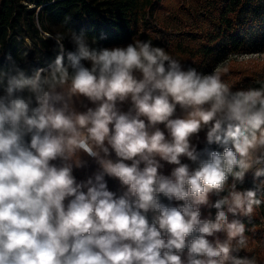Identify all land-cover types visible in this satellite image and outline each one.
I'll list each match as a JSON object with an SVG mask.
<instances>
[{"label": "clouds", "instance_id": "obj_1", "mask_svg": "<svg viewBox=\"0 0 264 264\" xmlns=\"http://www.w3.org/2000/svg\"><path fill=\"white\" fill-rule=\"evenodd\" d=\"M36 27L55 57L0 65V264H258L240 252L264 204V82Z\"/></svg>", "mask_w": 264, "mask_h": 264}, {"label": "trees", "instance_id": "obj_2", "mask_svg": "<svg viewBox=\"0 0 264 264\" xmlns=\"http://www.w3.org/2000/svg\"><path fill=\"white\" fill-rule=\"evenodd\" d=\"M260 2L178 0L175 5H166V10L170 11L166 28L177 34L165 43L144 28L164 5V0H25L24 3L0 0V65L7 67V57L11 55L18 64L31 71L55 57V41L41 38L36 27L38 20L44 31L53 35L64 33V43L69 50L74 48L70 42L71 32L83 33L90 44L95 38L93 46L99 47L126 45L133 39L151 40L154 46L164 48L185 68L194 67L205 74L215 72L233 90L260 87L264 74L260 66L255 65L257 60H253L254 63L252 60L238 63L237 60L250 50L248 12ZM26 4L34 7L29 8ZM26 38L31 45L26 43ZM25 52L28 53L26 58ZM203 140L204 133H201L200 147H203ZM165 171L167 174V169ZM257 186L260 182H254L253 174H250L240 187ZM258 195L264 199V193ZM202 211L207 215L209 210ZM212 212L214 214L215 210ZM242 220L246 234L259 232L264 237V204L251 218L242 217Z\"/></svg>", "mask_w": 264, "mask_h": 264}, {"label": "rangeland", "instance_id": "obj_3", "mask_svg": "<svg viewBox=\"0 0 264 264\" xmlns=\"http://www.w3.org/2000/svg\"><path fill=\"white\" fill-rule=\"evenodd\" d=\"M177 1L178 0H164V5L155 12L154 17L151 18L150 22L144 27L146 31L152 33L159 40L165 43H168L169 40L177 34V32L173 29L166 28V19L167 17H170V11L166 10V5H175ZM258 5L259 6L248 12L249 27L247 28V36L250 50L248 53L245 52L243 55H240L237 60L239 61L238 63H247V61L250 60L254 63L255 61L253 60H257L255 65H259L260 71L264 74V46L262 47L264 42V0H261ZM171 167L172 166H168L167 168L165 167L164 170L167 169L168 173ZM250 174H252V172H249L247 176ZM117 188H113V190H116ZM245 235L248 238V243L247 247L240 252V255H247L249 257L255 256L258 264H264V237L260 235L259 232L251 234L245 233Z\"/></svg>", "mask_w": 264, "mask_h": 264}, {"label": "crops", "instance_id": "obj_4", "mask_svg": "<svg viewBox=\"0 0 264 264\" xmlns=\"http://www.w3.org/2000/svg\"><path fill=\"white\" fill-rule=\"evenodd\" d=\"M96 168V165L94 162L90 161V167L86 170H83V171H77L75 174L76 176L79 178V179H82L84 178L85 175H88L90 174L93 170H95ZM108 183H109V187L110 189L113 190V188H117V181L113 180V179H109L108 180Z\"/></svg>", "mask_w": 264, "mask_h": 264}]
</instances>
